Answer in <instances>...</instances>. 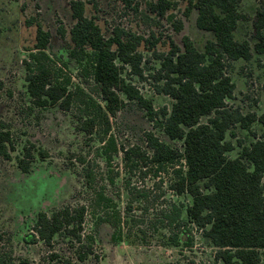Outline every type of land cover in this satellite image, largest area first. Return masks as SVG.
<instances>
[{
    "label": "rangeland",
    "instance_id": "obj_1",
    "mask_svg": "<svg viewBox=\"0 0 264 264\" xmlns=\"http://www.w3.org/2000/svg\"><path fill=\"white\" fill-rule=\"evenodd\" d=\"M72 1L83 2L85 15L95 21L106 39L116 31L140 39L142 75L124 66L123 78L152 102L155 111H170L174 103L156 91L153 78L160 68L159 58L169 52L171 42L183 49V39L187 37L203 51L206 43L214 39L211 33L197 27L198 12L190 7L189 0H133L129 5L124 0H0V122L12 132L15 142L11 160L0 156V264H61V259H50L56 253L64 259L75 257L74 245L65 238L58 237L53 247L42 242L27 244L24 239L32 233L40 213L51 214L64 206L87 202L91 195L84 179L87 166L95 173V188L105 189L119 210L129 203V192L146 191L148 199L138 200L134 204L137 209L124 214L121 232L109 223L95 227L87 217L86 233L93 236L95 249L85 264H224L216 259L217 248L187 216L191 197L177 196L169 189L173 169L186 171L183 162L156 173L157 167L150 170L152 165L126 166L121 152L108 166L102 155L103 144L97 136L87 137L80 131L73 109L33 104L27 93L24 61L35 52L38 25L51 34L48 55L65 62L73 82H79L78 65L70 58V31L75 24ZM238 1L243 19L236 38L253 46V23L264 0ZM179 26L181 30L177 31ZM61 28L66 32L64 37L59 34ZM228 73L236 85L228 105L243 115H264V61L234 62ZM85 87L93 92L95 85L91 82ZM123 98L125 107L112 118L110 133L119 147L139 146L149 152L145 135L152 132L162 142L184 151L183 142L170 140L155 127L136 101ZM208 119L203 117L201 123ZM232 132L235 137L228 134L227 140L235 146L229 153L234 159L241 146L254 141L253 133L261 136L263 128L256 122L251 132L240 126ZM29 143L46 150L48 155L37 158L30 171L23 173L17 158ZM109 172L115 178L113 185L107 181ZM128 180L130 190L126 188ZM175 204L182 208L181 217L169 226ZM73 264L81 263L73 258Z\"/></svg>",
    "mask_w": 264,
    "mask_h": 264
},
{
    "label": "trees",
    "instance_id": "obj_2",
    "mask_svg": "<svg viewBox=\"0 0 264 264\" xmlns=\"http://www.w3.org/2000/svg\"><path fill=\"white\" fill-rule=\"evenodd\" d=\"M124 1L129 5L133 0ZM189 4L198 12L197 27L211 33L214 39L199 51L185 37L183 49L171 42L169 52L160 56L154 86L159 94L174 101L170 111H155L152 102L123 78L124 66L142 75L140 39L118 31L106 39L95 21L85 15L81 1L70 5L75 21L70 31V58L78 65L79 82H73L65 62L48 55L51 34L38 25L35 52L24 61L27 93L37 107L73 109L80 131L87 137L97 136L103 144L102 155L108 165L121 152L126 166L152 165L150 170L157 167L156 173L183 162L186 171L173 169L169 189L177 196L191 197L187 216L217 248L216 259L224 264H264V115H243L228 105L236 90L228 75L232 64L264 61V5L256 12V42L252 46L236 38L243 19L238 0H189ZM180 30L179 26L177 31ZM59 34L64 37L66 32L61 28ZM91 82L96 87L93 92L85 87ZM122 96L136 101L148 120L170 140L183 142L184 151L162 142L152 132L145 135L149 152L137 146L127 150L119 147L110 132L112 118L124 107ZM203 117H209L207 123H201ZM256 122L263 128L261 136L253 133L254 141L241 146L236 158H230L235 146L227 135L234 138L232 131L237 126L251 132ZM14 145L12 132L0 122V156L11 160ZM47 155L46 150L29 143L17 158L18 167L28 173L37 158L45 159ZM94 181L93 170L88 167L85 184L91 195L87 202L51 214L40 213L25 242L53 247L58 237L65 238L74 245L75 257L64 259L56 253L51 254V261L61 259V264H73L75 258L85 264L95 249L93 236L86 233L87 217L95 227L109 223L121 232L124 214L136 210L138 200L148 199L146 191L129 192L131 199L121 211L103 191L95 190ZM129 187L128 180L126 188ZM181 212V206L175 204L169 226L180 220Z\"/></svg>",
    "mask_w": 264,
    "mask_h": 264
},
{
    "label": "flooded vegetation",
    "instance_id": "obj_3",
    "mask_svg": "<svg viewBox=\"0 0 264 264\" xmlns=\"http://www.w3.org/2000/svg\"><path fill=\"white\" fill-rule=\"evenodd\" d=\"M122 99H123V101H124V107H125V104H126V102H125V99L123 98V96H122ZM128 100V99H127ZM124 107L121 109V110H123L124 109ZM120 110V111H121ZM119 111V112H120ZM117 115V114H116ZM111 133V132H110ZM131 147H134V146H131ZM131 147H129V148H131ZM137 147H139V146H137ZM129 148H126L125 147V149L127 150V149H129ZM139 148H141V147H139ZM142 150H143V148H141ZM105 160V159H104ZM106 162V161H105ZM108 165V164H107ZM108 166H110V165H108ZM88 168V166L85 168V170ZM91 170H92V168H90ZM85 170H84V179H85ZM93 173H94V171H93ZM94 177H95V181H96V176H95V173H94ZM95 181H94V188H95ZM107 181L111 184V185H113L114 184V182H115V178H113V176H112V173L111 172H109V176H108V178H107ZM86 183V182H85ZM86 185V184H85ZM95 190L96 191H103L104 193H105V189H101V190H97L96 188H95ZM105 195H106V193H105ZM107 196V195H106ZM108 197V196H107ZM108 198H110V197H108ZM111 199V198H110ZM113 200V199H112ZM114 201V200H113ZM67 206H69V205H67ZM64 207H66V206H64ZM63 207V208H64ZM59 210V209H58Z\"/></svg>",
    "mask_w": 264,
    "mask_h": 264
}]
</instances>
